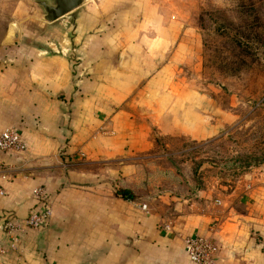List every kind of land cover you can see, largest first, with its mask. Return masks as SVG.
Returning a JSON list of instances; mask_svg holds the SVG:
<instances>
[{
  "label": "crops",
  "instance_id": "0c3cea01",
  "mask_svg": "<svg viewBox=\"0 0 264 264\" xmlns=\"http://www.w3.org/2000/svg\"><path fill=\"white\" fill-rule=\"evenodd\" d=\"M163 1L90 0L20 25L17 42L8 40L12 20L0 30V128L17 129L27 145L0 151L3 264H195L180 237L196 234L213 239L219 264H264V173L203 177L195 187L194 175L171 170L174 180L146 195L158 208L110 184L116 177L141 194L128 183L141 176L137 153L158 137L209 139L232 118L210 111L209 96L183 76L197 62V33ZM39 185L51 216L39 229L22 224L13 240L2 221L41 210Z\"/></svg>",
  "mask_w": 264,
  "mask_h": 264
},
{
  "label": "rangeland",
  "instance_id": "374dc122",
  "mask_svg": "<svg viewBox=\"0 0 264 264\" xmlns=\"http://www.w3.org/2000/svg\"><path fill=\"white\" fill-rule=\"evenodd\" d=\"M162 10L174 11L197 33V62L184 66L183 76L209 96L210 111L227 112L232 118L209 139L158 137L154 148L135 155L141 176L138 171L128 183L141 191L132 190L136 201L146 200L142 202L156 208L161 204L146 195L153 186L166 185L162 178L174 180L168 173L171 170L181 176L184 172L194 175L195 187L202 185L203 177L264 173V0H164ZM17 13L31 18L22 21ZM41 14L34 0H0V30L12 20L19 29V41L20 25L47 23ZM110 182L114 188L127 183L116 177Z\"/></svg>",
  "mask_w": 264,
  "mask_h": 264
},
{
  "label": "built area",
  "instance_id": "2783aa9c",
  "mask_svg": "<svg viewBox=\"0 0 264 264\" xmlns=\"http://www.w3.org/2000/svg\"><path fill=\"white\" fill-rule=\"evenodd\" d=\"M27 149L26 142L17 129L14 128H0V151L11 153H22ZM5 165L0 162V178L6 177ZM5 191L0 184V196L4 195ZM32 193L37 200L42 201L43 208L39 211L31 212L23 222H20L12 215L6 216L2 221V228L8 234H12V239L16 238V232L24 224L31 229H39L45 225L51 216V208L48 203H45L46 194L45 187L42 185L36 186L32 189ZM47 202V201H46ZM143 209L145 204L141 205ZM183 250L188 259L195 264H219L215 261V256L218 247L212 238L205 235H185L181 237ZM14 248V243L11 244ZM9 251L8 248L0 247V255ZM0 264L3 262L0 260Z\"/></svg>",
  "mask_w": 264,
  "mask_h": 264
},
{
  "label": "water",
  "instance_id": "95a60500",
  "mask_svg": "<svg viewBox=\"0 0 264 264\" xmlns=\"http://www.w3.org/2000/svg\"><path fill=\"white\" fill-rule=\"evenodd\" d=\"M87 0H34L42 9L41 17L46 22H51L75 8L83 5ZM9 41L15 42L19 37V29L15 23L10 24Z\"/></svg>",
  "mask_w": 264,
  "mask_h": 264
},
{
  "label": "trees",
  "instance_id": "16d2710c",
  "mask_svg": "<svg viewBox=\"0 0 264 264\" xmlns=\"http://www.w3.org/2000/svg\"><path fill=\"white\" fill-rule=\"evenodd\" d=\"M115 194L119 197L126 198L129 200H135L137 198L136 194L127 187L115 188Z\"/></svg>",
  "mask_w": 264,
  "mask_h": 264
}]
</instances>
